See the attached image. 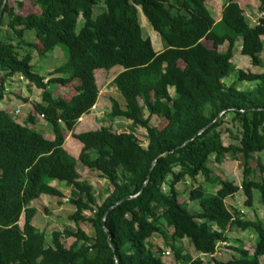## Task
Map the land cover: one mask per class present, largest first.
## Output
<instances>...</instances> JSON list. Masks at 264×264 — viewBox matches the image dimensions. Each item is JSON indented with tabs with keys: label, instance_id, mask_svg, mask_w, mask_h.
I'll return each mask as SVG.
<instances>
[{
	"label": "trees",
	"instance_id": "16d2710c",
	"mask_svg": "<svg viewBox=\"0 0 264 264\" xmlns=\"http://www.w3.org/2000/svg\"><path fill=\"white\" fill-rule=\"evenodd\" d=\"M29 1L38 6L33 13L21 11L24 1L13 7L7 0L0 21V105L15 75L41 90V101L32 103L22 122L0 106V264H168L163 248L149 241L154 235L166 243L187 240L196 253L209 255L231 247L228 233L235 226L256 233L252 255L238 244L232 248L238 256L207 263L172 243L170 264H262L264 218L243 220L225 200L243 190L252 206L257 191L264 211V177H252L256 169L264 173L258 158L264 154V71L238 70L232 61L241 41V53L253 65L263 64L264 17L249 24L237 0H226L219 21L206 0ZM139 9L161 36L163 50L156 51L144 37ZM225 43L227 49L219 51ZM56 47L67 61L49 78L36 73L33 51L45 56ZM116 66L122 70L112 82L125 108L113 98L108 125L73 134L83 144L75 158L64 146L65 131L74 132L99 101L96 71ZM234 73L237 79L227 84ZM243 82L254 88H241ZM55 85L73 93L54 96ZM144 110L165 125L151 126ZM37 115L48 122L51 137L30 125ZM117 118L144 128L147 145L134 132L114 129ZM226 120L239 126V134L231 133L236 143H224ZM213 155L218 164L229 158L242 162L240 185L215 175L208 166ZM78 162L107 181L102 202L92 183L80 177ZM199 175L218 188L214 193L201 185L188 190V200L200 206L191 211L178 185ZM61 183L71 187L68 201L76 210L70 219L77 229L55 230L48 241L34 223L38 210L32 203L42 195L65 196ZM128 196L133 198L120 202ZM80 222L89 223L94 235Z\"/></svg>",
	"mask_w": 264,
	"mask_h": 264
},
{
	"label": "rangeland",
	"instance_id": "374dc122",
	"mask_svg": "<svg viewBox=\"0 0 264 264\" xmlns=\"http://www.w3.org/2000/svg\"><path fill=\"white\" fill-rule=\"evenodd\" d=\"M10 1V4L15 7L17 5V2L20 0H8ZM25 2V8H22L21 11L24 13H33L38 9V6L35 5L33 1L29 0H22ZM208 7L213 8L217 7L218 10H220L221 5L223 4V0H215V1H209L206 0ZM209 1V2H208ZM243 6L249 4L251 7H245V16L246 20L251 25H256L262 17H264V4L262 3V0H240ZM217 11V9H215ZM212 15L214 16L213 11ZM139 22L143 29V35L144 37H150L153 43V47L156 50H163V41L161 36L157 31H155L152 26L150 25L149 21L145 17V15L142 13V11L139 9ZM82 20H79V24L77 27V31L82 26ZM33 32H28V34H31ZM264 39V37H263ZM203 43L209 47L212 48V41L203 39ZM227 49V43L221 45L219 47V51H225ZM62 49L60 47H56L55 50L51 53H47L45 56L39 55L37 50L33 51V66L34 71L36 73H39L40 75H43L47 78H49V73H51L56 67L63 65L67 61V57L64 56ZM261 57L263 59V64L261 66L253 65L251 62L250 57L243 55L241 53V41H238L235 46L234 55L232 58L233 63L237 67V69H243L247 72H254L259 73L264 71V53L261 54ZM119 67L120 66H116ZM114 67V68H116ZM112 68L110 70L106 69H100L96 72V82L100 89V101H98L93 107L92 111L89 113L90 115L86 117L84 121L79 122L78 126L76 125L75 131H65V148L74 155L75 158L79 157L80 149L82 145L78 144V139L74 138L73 134L80 133L82 130H94V129H100L104 125H108L110 123V120L108 118V114L111 110V100L117 99L120 105L125 108V99L121 95V93L118 91V89L113 84L112 80L114 79V73L115 69ZM237 79L236 73L232 74L229 78L225 79V82L227 84H231L233 81ZM8 85V84H7ZM10 86H12V89L8 90V94H11L12 96L16 97L14 106H17L18 104H23V100L25 98H31L34 101H41V90L33 87L32 92H29L27 87H25V84H22L21 82L11 81ZM241 88H250L253 89L254 86L250 82H243L241 85ZM53 89L54 96H70L73 93V88L69 87H62V86H51ZM170 94L174 95V89L170 88ZM30 93V94H29ZM14 94V95H13ZM23 95H26L27 97H24ZM65 97V96H64ZM142 105V102L140 103ZM20 108V113L18 117H21L24 113L23 108L28 107V105ZM30 108V107H29ZM143 117L149 118V123L151 126H157V127H163L165 125V120L162 118H159L156 115L150 116L147 110L143 111ZM20 119V118H19ZM112 125L114 129L117 130H126L128 132H134L136 137L140 140V142L143 145H147L146 140V130L142 127L133 128L131 126V123L127 120L117 118L114 121H112ZM43 126V124H42ZM44 129H45V123H44ZM222 133H223V140L225 144L230 143H236V140L231 137L232 134H239V126L234 124L230 120H226L225 123L222 125ZM48 137L52 136L51 130H47L45 132ZM258 158L261 162V164L264 166V154L258 155ZM209 168L214 170L215 175H220L223 179H230L236 182V184L240 185L243 181V167L242 162L238 160H233L231 158L224 161L222 164H218L214 160V155L211 156L210 161L208 162ZM78 173L80 174V177L82 179H88L93 187L95 188V193L97 195V199L99 202H102L103 199L106 197V194L109 189V185L105 179H103L98 173H96L93 170L88 169L87 167L83 166L81 162H78L77 165ZM261 176L264 177V173L261 175V172L259 169L255 170V174L252 176L255 180H260ZM201 185L208 193H214L216 192L217 185L212 184L209 181H206L203 176L199 175L195 179L192 178H186L183 182H181L178 186L180 197L182 200L188 201V208L191 211L196 210L197 208L200 209V206L196 202H191L188 200V190ZM60 188L63 190L64 195L63 197H56V196H50V195H42L39 199L35 200L32 203V206L36 207L38 210V213L36 214V217L34 219L35 225L42 231H44L47 235L48 241L51 240L52 232L55 230H64L66 228L76 230L77 224L70 219V215L75 212V206L68 201V199L71 197V187L67 186L65 183L60 184ZM247 197L245 196L243 190H240L237 194H235L233 197H229L225 200L228 208L231 210L233 214L236 212H240V217L243 220H258L264 218V211L262 210L263 206L260 202V195L257 191H255L254 200L252 203V206H248L246 204ZM236 215V214H235ZM80 226L89 234L94 235V229L91 227V225L87 222H80ZM19 224L23 226L24 224V215L19 221ZM168 232L171 233L172 229L167 228ZM245 233V234H244ZM246 234H248L246 236ZM228 236L230 238L229 242H231V246L237 245V244H243L245 247H248V250L253 253L256 243L257 235L253 232L252 228H249L247 230H242L238 227H233L232 230L228 233ZM256 237V238H255ZM239 240L242 241L239 243ZM74 241V238H71L68 240V244L70 245ZM153 245L161 246L164 250V258L165 261L173 262L174 261V249H171L170 245L173 246H179L185 249L187 252L191 253L194 257L199 256L198 253H196L190 243L187 240H172L169 238V243L165 242V238H163L160 234L154 235L149 240ZM168 244V246H167ZM232 249V248H231ZM221 255H218V257H221L220 260H222L224 254L227 253V250L220 249ZM165 252H169V254H166ZM228 256L224 258L223 260L231 259L234 256H238L237 254H232L231 252L227 253ZM163 256V255H162ZM201 256V255H200ZM203 256V255H202ZM205 257V256H204ZM210 259V258H209ZM206 260V259H205ZM213 260V259H210ZM264 264V259L263 262Z\"/></svg>",
	"mask_w": 264,
	"mask_h": 264
},
{
	"label": "crops",
	"instance_id": "0c3cea01",
	"mask_svg": "<svg viewBox=\"0 0 264 264\" xmlns=\"http://www.w3.org/2000/svg\"><path fill=\"white\" fill-rule=\"evenodd\" d=\"M209 1H215V0H209ZM208 1V2H209ZM239 3H240V5H241V7L244 9V15H245V7H251L249 4H247V5H245V6H243V4L241 3V1L240 0H237ZM225 2H226V0H223V4L221 5V7H220V10H218V8L215 6V7H213V8H211V11H213V13H214V17H215V19H216V21H219L220 20V18H221V15H222V10H223V7H224V4H225ZM215 9H217V11L215 10ZM246 17V16H245ZM156 50V49H155ZM156 51H158V50H156ZM160 51V50H159ZM115 69V71H114V73L117 75L121 70H122V68L120 67H116V68H114ZM98 71V70H97ZM96 71V72H97ZM116 75H114V77L116 76ZM43 76V75H42ZM11 81H18V82H21L22 84H25V87H27V89L29 90V92H32V89H33V87H35V86H28V83H27V81L26 80H23V79H21V77H19V75H15V76H13L12 78H10V80H9V82H8V86L6 87V93H5V98H4V100H3V102H2V104L0 105L1 106V108H3V109H5V110H8L10 113H13L14 115H16V119L19 121V122H22V121H24V120H26L27 119V116L29 115V113H30V111L32 110V103L33 102H35L33 99H31V98H25L22 102H23V104H18L17 106H14V103H15V100H16V97L15 96H12L11 94H8V90L9 89H12V86H10V84H11ZM30 94V93H29ZM14 95V94H13ZM24 97H27L26 95H23ZM27 99V101H25ZM37 101H39V100H37ZM99 101H100V96H99ZM21 105H24V106H26V105H28V107H24L23 108V111H24V113H23V115L21 116V117H18L19 116V114L18 113H20V108L21 107H23V106H21ZM30 107V108H29ZM18 111V113L16 114L15 112H17ZM92 111V110H91ZM90 114L88 113V114H84L80 119H79V121L77 122V126H78V124H80L79 122H81V121H84L85 119H86V117L87 116H89ZM20 118V119H19ZM35 123L34 124H30L31 126H33L34 128H36V129H38V130H40V131H42V132H46L47 130H50V126H49V124H48V122L44 119V118H42V117H40L39 115H37V117H36V119H35ZM44 123H45V129H44ZM42 124H43V126H42ZM83 131H87V130H82L81 132H83ZM52 133V132H51ZM47 135V134H46ZM79 143L78 144H80V145H82V147H83V144L80 142V141H78ZM82 147H81V149H82ZM81 149H80V152H81ZM69 152V151H68ZM70 153V152H69ZM71 154V153H70ZM72 156H74L73 154H71ZM97 173V172H96ZM218 187V186H217ZM215 190H217V188L215 189ZM63 191V190H62ZM64 193V192H63ZM245 234V233H244ZM248 234H246V236H247ZM256 238V237H255ZM184 241V240H183ZM229 242V241H228ZM227 242V243H228ZM240 242H242V241H240L239 240V243ZM243 243V242H242ZM228 245H232L231 244V242L230 243H228ZM243 245V244H242ZM233 246H239L238 244L237 245H233ZM233 246H228V247H222L221 249H224V250H227V253H229V252H231L232 254H237V252H235L233 249H231V248H233ZM243 247L245 248V249H247L248 250V247L246 248L245 247V245H243ZM218 250V249H217ZM216 250V251H217ZM184 251L186 252V250L184 249ZM249 251V250H248ZM254 252V251H253ZM165 253H167V252H165ZM227 253H223L224 254V256L222 257L223 259L224 258H226L227 256H228V254ZM249 253H250V255H252L253 253H251L250 251H249ZM199 254V256L201 255H203L202 257H203V259H204V261H206L207 263H210V261L213 263V260H210V259H220L221 257H218V254H212V255H204V254H200V253H198ZM222 253H221V250H220V254L219 255H221ZM205 256V257H204ZM165 257V256H164ZM210 258V259H209ZM206 259V260H205ZM214 259V260H215ZM222 259V260H223ZM260 261H261V263L263 262V259H264V256H261L260 258ZM164 260H165V258H164ZM166 262H168V261H166ZM170 263H172V262H169V264ZM263 264V263H262Z\"/></svg>",
	"mask_w": 264,
	"mask_h": 264
},
{
	"label": "water",
	"instance_id": "95a60500",
	"mask_svg": "<svg viewBox=\"0 0 264 264\" xmlns=\"http://www.w3.org/2000/svg\"><path fill=\"white\" fill-rule=\"evenodd\" d=\"M6 3H7V0H3V2H2V5H1V7H0V21H1V19H2V16H3V13H4V8H5V6H6ZM224 112V111H223ZM223 112L222 113H220L219 114V116L212 122V124H214L217 120H218V118L223 114ZM207 127V126H206ZM205 127V128H206ZM205 128H203V129H201L197 134H200ZM131 198H133V196H128V197H126V198H124V199H122V200H120V202H122V201H124L125 199H131ZM119 202V203H120ZM103 226H104V228H105V230H106V227H105V221H103ZM107 231V230H106ZM107 233H108V231H107ZM110 234L108 233V240H110Z\"/></svg>",
	"mask_w": 264,
	"mask_h": 264
},
{
	"label": "clouds",
	"instance_id": "9594fccd",
	"mask_svg": "<svg viewBox=\"0 0 264 264\" xmlns=\"http://www.w3.org/2000/svg\"><path fill=\"white\" fill-rule=\"evenodd\" d=\"M214 254H218L219 255L220 254V250H217ZM209 255H212V254H209Z\"/></svg>",
	"mask_w": 264,
	"mask_h": 264
},
{
	"label": "built area",
	"instance_id": "2783aa9c",
	"mask_svg": "<svg viewBox=\"0 0 264 264\" xmlns=\"http://www.w3.org/2000/svg\"><path fill=\"white\" fill-rule=\"evenodd\" d=\"M21 79H22V77H21ZM94 108V107H93ZM223 245H225V243H223ZM166 254H169V252H167Z\"/></svg>",
	"mask_w": 264,
	"mask_h": 264
}]
</instances>
